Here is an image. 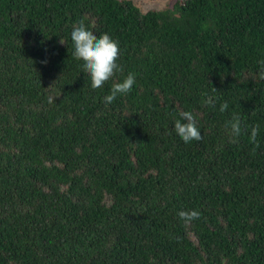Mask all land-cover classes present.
Returning <instances> with one entry per match:
<instances>
[{
	"label": "trees",
	"instance_id": "16d2710c",
	"mask_svg": "<svg viewBox=\"0 0 264 264\" xmlns=\"http://www.w3.org/2000/svg\"><path fill=\"white\" fill-rule=\"evenodd\" d=\"M81 20L119 42L100 89ZM262 61L264 0H0V264H264ZM181 109L202 140L176 134Z\"/></svg>",
	"mask_w": 264,
	"mask_h": 264
},
{
	"label": "clouds",
	"instance_id": "9594fccd",
	"mask_svg": "<svg viewBox=\"0 0 264 264\" xmlns=\"http://www.w3.org/2000/svg\"><path fill=\"white\" fill-rule=\"evenodd\" d=\"M71 41L74 45L73 57L83 62V69L91 77L92 89H100L113 78L117 72H122L123 68L117 63L120 56L119 42L114 40L109 34L104 33L97 36L86 26L85 21L81 20L78 25L73 26L71 32ZM62 44L65 42L60 40ZM261 63H264L262 61ZM260 78L264 79V71L260 73ZM136 83L135 74L129 73L122 82H115L111 87L110 94L104 97L105 105L111 104L118 95H126ZM213 91H218L212 87ZM56 98L50 97L49 103ZM214 97L209 96L205 103L214 106ZM228 108L227 102L220 106L223 112ZM179 119L175 120L174 130L176 134L185 143L200 141L203 139L198 127L196 116L191 111L178 110ZM229 140L231 143H238V138L242 135V122L239 114H234L226 124ZM259 126H253L250 129V140L257 143ZM257 146H259L257 144ZM178 216L184 223L191 224L194 220L200 218L201 213L198 210H182Z\"/></svg>",
	"mask_w": 264,
	"mask_h": 264
},
{
	"label": "rangeland",
	"instance_id": "374dc122",
	"mask_svg": "<svg viewBox=\"0 0 264 264\" xmlns=\"http://www.w3.org/2000/svg\"><path fill=\"white\" fill-rule=\"evenodd\" d=\"M142 11L148 9H161L170 6L176 0H132Z\"/></svg>",
	"mask_w": 264,
	"mask_h": 264
}]
</instances>
